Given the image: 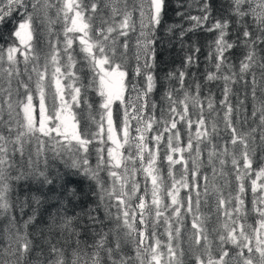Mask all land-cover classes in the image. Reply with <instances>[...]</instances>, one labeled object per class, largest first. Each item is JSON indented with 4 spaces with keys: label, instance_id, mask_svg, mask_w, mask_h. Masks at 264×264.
<instances>
[{
    "label": "snow or ice",
    "instance_id": "6c2138e0",
    "mask_svg": "<svg viewBox=\"0 0 264 264\" xmlns=\"http://www.w3.org/2000/svg\"><path fill=\"white\" fill-rule=\"evenodd\" d=\"M195 3L204 84L187 55L157 101L167 0H0V264H264V0Z\"/></svg>",
    "mask_w": 264,
    "mask_h": 264
},
{
    "label": "trees",
    "instance_id": "16d2710c",
    "mask_svg": "<svg viewBox=\"0 0 264 264\" xmlns=\"http://www.w3.org/2000/svg\"><path fill=\"white\" fill-rule=\"evenodd\" d=\"M214 6L213 15H216V10L221 8V5L227 7L226 0H212ZM183 4L184 7H178ZM191 4L192 7L189 9L188 5ZM188 10L191 15H197L198 9L195 3V0H167V9L165 16V26L161 28L157 34V44H156V68L155 72L158 77L157 81V91L155 94V99L157 101L160 100L161 94L168 88L178 87V84L175 81H169L165 79V76L170 71H175L177 68L184 67L185 57L187 55H194L195 63L187 68L188 76L186 77V84L191 82L193 79V74H195V79L199 81L201 84H204V76L206 72V68L210 67V62L207 57L210 52L209 44L213 40L215 33H209L206 31H202L200 29H195L194 31L187 32L183 38L179 35V29H175L172 32H167L166 27L169 24H177L182 25L183 28L187 29L191 27L188 21H185L181 17L176 15L177 11L184 12ZM15 15V14H14ZM11 19L4 21L3 24H0V44L5 43V37H9L11 32L13 31L15 19L13 18L12 24L10 23ZM57 30H59V26H57ZM231 31V29H230ZM132 35V39L133 36ZM131 39V40H132ZM41 49V54L45 52V49L42 45L38 46ZM194 48H199V53H193ZM78 51V49H77ZM229 55L232 57V63L238 66L239 58L243 55L242 49H233ZM81 56H77V60H81ZM22 67V65H21ZM86 77L90 74L82 73ZM85 83H87V78H85ZM219 82H211L207 85V88L211 89L217 96V99L220 98V89L217 87ZM222 87V84L220 85ZM206 94L204 90H202V95ZM89 98L94 102L96 106H98L99 99L95 95L94 90L89 91ZM38 103V102H37ZM115 108V106H114ZM7 118V117H5ZM83 119V114H82ZM257 155L260 153L258 151ZM91 163L95 166L96 156L95 153L90 157ZM164 176L166 177V170L164 171ZM81 187L83 189L84 199L82 200V204L87 207V205L91 204L95 206L97 202V197L93 195L94 192L97 191L94 182H90L86 177H81ZM138 180L143 181V177L138 175ZM221 183L222 182H218ZM181 195H184V192H181ZM76 211H80L79 208ZM202 211L208 212L209 209H202ZM71 214V213H70ZM254 220L250 217L249 223H253ZM4 221L0 220V227H2ZM215 223V217H213L212 223L209 224V228L213 226ZM188 227L190 228V221L188 223ZM30 232H35V229H29ZM162 231V229H161ZM47 234V233H45ZM53 238L55 239V234H53ZM186 239V235L184 237ZM37 244L40 243V240L35 241ZM90 242V241H89ZM187 248V245H185Z\"/></svg>",
    "mask_w": 264,
    "mask_h": 264
},
{
    "label": "rangeland",
    "instance_id": "374dc122",
    "mask_svg": "<svg viewBox=\"0 0 264 264\" xmlns=\"http://www.w3.org/2000/svg\"><path fill=\"white\" fill-rule=\"evenodd\" d=\"M199 14H200V13H198L197 15H199ZM14 17H15V15H14ZM14 17H13V18H14ZM13 18H11V20H10V21H11V22H10L11 24H12V20H13ZM7 20H8V19H7ZM7 20H5V21H7ZM129 43H130V51H129V55L131 56V53L135 51V49H134V47H133V46H134V43H135V35L133 36V39L130 40ZM44 49H45V52H46L47 49H46V48H44ZM133 63H134V61H133Z\"/></svg>",
    "mask_w": 264,
    "mask_h": 264
}]
</instances>
